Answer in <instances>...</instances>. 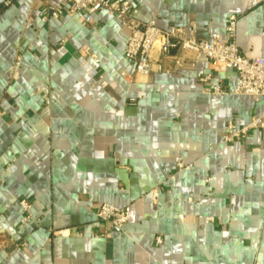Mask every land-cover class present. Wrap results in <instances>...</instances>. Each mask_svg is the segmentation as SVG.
Instances as JSON below:
<instances>
[{"label":"crops","instance_id":"crops-1","mask_svg":"<svg viewBox=\"0 0 264 264\" xmlns=\"http://www.w3.org/2000/svg\"><path fill=\"white\" fill-rule=\"evenodd\" d=\"M121 1L198 41L225 38L235 15L241 55L264 58L263 0ZM92 18L83 26L62 0H0V264H264V138L222 142L263 101L208 94L236 74L192 54L135 74L128 32ZM103 204L129 207L121 230L96 221Z\"/></svg>","mask_w":264,"mask_h":264},{"label":"built area","instance_id":"built-area-1","mask_svg":"<svg viewBox=\"0 0 264 264\" xmlns=\"http://www.w3.org/2000/svg\"><path fill=\"white\" fill-rule=\"evenodd\" d=\"M68 7V12L79 16L83 26L92 25V14L105 11L117 19L121 28L128 32L124 50L126 60L134 66L135 74L147 75L155 67L158 72L170 73L163 67V59L173 58V69L177 71L184 66L182 55L192 54L208 61L212 71L222 72L231 70L236 74V85L225 90L220 85L206 89L210 95H238L249 96L264 103V58L244 57L235 43L237 16L230 15L224 24L225 38L213 34L208 41H198L194 34V28L188 31L182 27L161 29L156 25L155 19L142 22L137 18V10L129 2L121 0H62ZM264 1V0H263ZM8 4V2H7ZM57 10L53 16L60 15ZM78 55V54H77ZM89 56L93 63H97L96 56L90 54L83 47L77 56V62L81 64L87 74L96 76L97 71L85 60ZM209 75L200 79L207 81ZM260 133L264 138V110L258 116H254L243 126H237L232 120L227 121L223 143H231L243 140L253 133ZM177 167L182 169L183 163L177 161ZM19 206L27 211L29 205L20 201ZM129 207L115 208L103 204L95 211V219L100 223L110 225L114 230H121L129 218ZM75 236H81L77 230ZM109 236V233L106 234ZM162 240L155 237L154 245L160 246Z\"/></svg>","mask_w":264,"mask_h":264}]
</instances>
